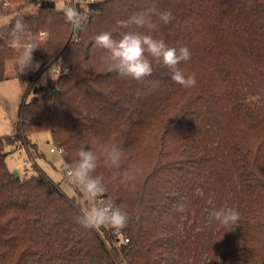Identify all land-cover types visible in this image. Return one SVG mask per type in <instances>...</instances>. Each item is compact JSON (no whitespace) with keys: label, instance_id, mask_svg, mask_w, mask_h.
I'll list each match as a JSON object with an SVG mask.
<instances>
[{"label":"trees","instance_id":"1","mask_svg":"<svg viewBox=\"0 0 264 264\" xmlns=\"http://www.w3.org/2000/svg\"><path fill=\"white\" fill-rule=\"evenodd\" d=\"M25 4L37 12L17 11L0 26V81L22 52L11 44L17 19L21 44L35 43L42 60L16 132L0 135V264H264V0H97L78 6L77 31L52 0ZM139 14L167 46H187L191 58L178 67L195 74V87L174 83L151 57L153 73L140 81L108 71L95 37L147 33L121 24ZM55 65L58 76L36 86ZM33 131H49L68 169L81 145L97 155L102 197L131 216L127 245L115 247L106 227L78 224L82 205L44 172L14 175L6 145L38 153ZM113 145L123 151L119 169L105 162ZM208 200L238 210L239 226L206 225Z\"/></svg>","mask_w":264,"mask_h":264},{"label":"clouds","instance_id":"2","mask_svg":"<svg viewBox=\"0 0 264 264\" xmlns=\"http://www.w3.org/2000/svg\"><path fill=\"white\" fill-rule=\"evenodd\" d=\"M76 13L69 11L68 19L74 27L80 28L82 20L76 19ZM170 12L159 14V20L164 24L171 21ZM124 27L135 24L138 27H147V33L127 32L119 39H114L112 34L104 32L95 37V46L103 49L105 55L101 57L106 63L108 71L115 72L121 78H131L140 81L153 73L152 63L149 59L162 62L170 72V79L184 87L192 88L196 85L195 74L185 75L178 67L182 62L191 58L187 46L169 47L162 38H156L151 33L157 29L150 17L143 14L130 17L128 21H121ZM11 44L17 47L25 40L26 30L22 18L17 19L10 30ZM30 39V38H29ZM38 46L35 43H25L20 56L17 58L16 66L20 72L24 71L33 58V52ZM122 149L113 145L105 150V162L113 168L119 169L122 164ZM77 157L69 166V175L73 183L86 194L91 201L90 206L83 210L77 217L76 222L85 229H99L100 227L111 228L117 233L128 227L131 216L117 206L109 198L100 200L106 189L102 183L101 176H93L97 168L98 157L83 145L77 150ZM129 179H131L129 177ZM208 222L215 223L218 229L225 232L234 231L239 226L240 214L238 210L229 206L216 207L212 200H208Z\"/></svg>","mask_w":264,"mask_h":264},{"label":"rangeland","instance_id":"3","mask_svg":"<svg viewBox=\"0 0 264 264\" xmlns=\"http://www.w3.org/2000/svg\"><path fill=\"white\" fill-rule=\"evenodd\" d=\"M26 0H10V5L3 9L7 14L0 12V26L5 25L11 16L17 11L23 13H36L37 7L25 4ZM57 10L66 11L69 8L70 0H52ZM82 3L90 0H75ZM44 32V34H42ZM72 35L70 32L69 38ZM49 39L47 31L39 33L38 40L46 43ZM20 44L16 48L23 50ZM16 61H10L7 66V78L0 81V135H12L16 132L21 121V108L23 103L32 99L34 92L30 87L32 75L39 69L42 60L36 57L33 52L31 63L25 70L20 72L16 66ZM59 74L57 65L53 66L49 74L39 75L34 81L36 86L46 85L48 79L56 78ZM140 125L137 129L140 130ZM28 136V141L35 144L38 153L34 152L32 145L28 147L25 144L6 145V162L10 170L17 171L20 177L31 176L38 172H44L48 175L68 197L75 199L76 203L82 205L85 210L89 207L87 202L91 203L86 194L73 183V178L67 175L68 167L64 162L62 154L58 151L51 152L52 147H56L49 131H33ZM28 144V143H27ZM209 222H206L208 225Z\"/></svg>","mask_w":264,"mask_h":264},{"label":"built area","instance_id":"4","mask_svg":"<svg viewBox=\"0 0 264 264\" xmlns=\"http://www.w3.org/2000/svg\"><path fill=\"white\" fill-rule=\"evenodd\" d=\"M97 0H90L89 2H86V3H93V2H96ZM0 4H1V7L3 9L7 8L9 5H10V0H0ZM82 4H85V3H82V2H79V1H75V0H70V4H69V8L64 11V13L66 15H68L69 11H72L74 13L77 14L78 16V6L79 5H82ZM77 16L75 17L77 19ZM73 30L74 31H77L78 28L74 27L73 26ZM42 34H44V32H42ZM56 145V144H55ZM51 152H56L58 151L60 154H62V156H64L65 152L63 150V148L59 147L56 145V147H52L50 149ZM67 175H69V169L67 171ZM71 177V176H70ZM100 200H105L104 197H100L99 198ZM107 228V227H106ZM111 233L112 235L114 236L115 238V241H114V245L115 247L117 248H120L121 246L123 245H127L129 242H130V238L128 236V234L126 233L125 229H123L122 231H120L119 233H117L116 231H114L113 229L111 228H107Z\"/></svg>","mask_w":264,"mask_h":264},{"label":"water","instance_id":"5","mask_svg":"<svg viewBox=\"0 0 264 264\" xmlns=\"http://www.w3.org/2000/svg\"><path fill=\"white\" fill-rule=\"evenodd\" d=\"M16 177H19V173L17 171L13 172Z\"/></svg>","mask_w":264,"mask_h":264}]
</instances>
